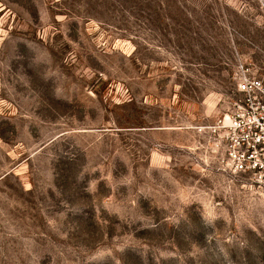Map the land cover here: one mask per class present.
<instances>
[{
    "label": "rangeland",
    "instance_id": "rangeland-1",
    "mask_svg": "<svg viewBox=\"0 0 264 264\" xmlns=\"http://www.w3.org/2000/svg\"><path fill=\"white\" fill-rule=\"evenodd\" d=\"M244 68L264 0H0V264H264L210 129Z\"/></svg>",
    "mask_w": 264,
    "mask_h": 264
},
{
    "label": "built area",
    "instance_id": "built-area-1",
    "mask_svg": "<svg viewBox=\"0 0 264 264\" xmlns=\"http://www.w3.org/2000/svg\"><path fill=\"white\" fill-rule=\"evenodd\" d=\"M243 67V66H242ZM232 108L210 126L222 161L235 173L264 179V76L245 71Z\"/></svg>",
    "mask_w": 264,
    "mask_h": 264
}]
</instances>
